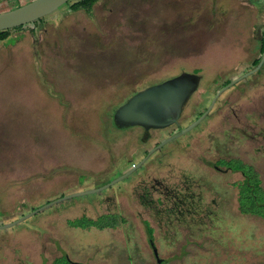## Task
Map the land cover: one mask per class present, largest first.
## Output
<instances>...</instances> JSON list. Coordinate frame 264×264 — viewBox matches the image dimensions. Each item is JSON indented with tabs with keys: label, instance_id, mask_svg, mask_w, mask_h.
Returning a JSON list of instances; mask_svg holds the SVG:
<instances>
[{
	"label": "rangeland",
	"instance_id": "374dc122",
	"mask_svg": "<svg viewBox=\"0 0 264 264\" xmlns=\"http://www.w3.org/2000/svg\"><path fill=\"white\" fill-rule=\"evenodd\" d=\"M30 1L0 0V13ZM77 2L91 4V10L73 11L67 2L0 41V226L64 196L100 188L112 178L103 128L108 114L131 94L182 73L197 86L193 71L202 78L200 91L213 79L232 81L253 69L256 38L264 33V0L71 4ZM245 89L256 103L249 96L233 98L243 122V115L253 119L264 114V62L262 70L222 95L236 96ZM107 132L110 137L123 131ZM185 138L166 144L152 159ZM109 148L121 151L118 143ZM193 163L194 153L185 152L151 175L167 178L179 175L180 168L187 176ZM258 166L264 174V157L258 158ZM208 174L205 167V185L214 183L221 192L211 197L205 191L204 197L194 198L204 208L181 213L182 224L179 214L130 211L129 199L118 197L125 209L123 226L114 215L106 217L105 225L115 223L118 229L88 230L87 219H99L106 210L89 204L131 177L0 230V264H52L62 247L71 248L81 264H264V220L241 215L236 195L228 191L226 180L238 177ZM262 183L264 187V177ZM79 219L85 226L74 230ZM144 220L153 228L151 239H146Z\"/></svg>",
	"mask_w": 264,
	"mask_h": 264
},
{
	"label": "flooded vegetation",
	"instance_id": "af4514ba",
	"mask_svg": "<svg viewBox=\"0 0 264 264\" xmlns=\"http://www.w3.org/2000/svg\"><path fill=\"white\" fill-rule=\"evenodd\" d=\"M198 74V71L191 73L193 76H198L199 84L197 86L194 83L192 84L193 91L186 98L179 117L174 124L164 129L148 131H145L141 127L119 128L123 131L121 134L111 135L110 137L105 136L106 141L109 138L104 149L105 151H109L108 155L106 154V160L107 166L110 169L108 171L112 172L110 174L112 178L100 186L108 184L132 168L137 167L147 154L162 141L178 134L205 114L216 93L226 85L220 88L218 85L225 82V80L218 82L217 79H213L206 87L204 85V89L200 91L199 85L202 78ZM238 92L236 96L233 95L235 94L234 92L224 96L220 94L204 119L184 134L186 138L183 141L175 144L168 153L163 152L158 160L152 159V155L159 151L162 152L163 150L161 149L166 144L161 146L159 150L151 154L144 163L126 178L130 179L132 177L126 185L103 197L99 195L92 204H89V207L97 209L105 205L106 210L105 212L102 211L105 214L101 216L113 218L114 215H119V219L121 220L120 226H123L124 219L122 213H124L125 209L121 203L117 202L118 197H123L127 200L129 199L128 210L132 208L137 213L157 210L165 214H179L182 218L178 222L182 224L184 220L183 214L194 211L201 212V208H204L199 200H194V198L204 197L205 191H208L211 197L221 192L214 183L215 186L212 183L211 186L205 185V167L208 170V175L213 178L215 176H217L216 178L219 176L229 178L237 176L236 180H226L229 188L228 191L230 193L233 192L236 198L238 195L237 184L245 179L244 172H248L249 176L253 179H259L261 188L264 190L262 183L264 174L258 166V158L262 159L264 157V114L256 113L253 119L249 115H243L245 119L243 122L235 110L234 102L236 100L233 98L249 96V94L245 93H249L250 90L245 89ZM249 97V102L255 104L256 102L253 101L251 96ZM251 113L254 114L255 112ZM258 121H261V126L258 125ZM116 143L121 145V151L118 153L115 152V149L110 150L109 148L110 146L112 148ZM185 152L188 154L194 153V163L191 164V168L188 167L190 169H188L189 173L187 176L179 168V175L170 173V176L167 178L160 177L156 179L152 177L151 173L154 169L167 165L170 159ZM99 173L104 172L100 171ZM205 186L208 190H205ZM147 227L153 230L150 224L144 220L143 229L145 232ZM89 229L107 231L118 228L105 227L98 229L90 227ZM74 230L79 229L74 228ZM145 235L146 239H148L147 234ZM127 243V247L130 248V240ZM65 249L63 247L60 248L58 251L60 252V256L54 257L52 264L55 260L59 259H66L71 264H81L79 260L81 257L76 256L77 254L71 248ZM151 253L157 260V254Z\"/></svg>",
	"mask_w": 264,
	"mask_h": 264
},
{
	"label": "water",
	"instance_id": "95a60500",
	"mask_svg": "<svg viewBox=\"0 0 264 264\" xmlns=\"http://www.w3.org/2000/svg\"><path fill=\"white\" fill-rule=\"evenodd\" d=\"M70 0H32L31 2L24 4L15 9L0 13V32L14 29L26 25L28 23L34 22L42 17H45L69 2ZM264 62V49L261 59L256 67H254L248 73L234 78L230 83L220 89L210 107L207 109L204 115H202L197 121L192 123L189 127L181 130L178 134L162 141L157 147L152 149L145 159L137 165V167L132 168L130 171L124 173L120 177L114 179L108 184L86 192L74 193L71 195L64 196L55 201H51L46 205L38 208L37 210L28 213L27 215L19 218L18 220L11 222L6 225L0 226V230H5L13 227L24 220L30 218L38 212H41L59 202L69 200L71 198H77L81 196H87L91 194H96L106 190L107 188L117 184L118 182L126 179L136 168H138L145 160L153 154L155 151L159 150L161 146L167 144L168 142L179 138L180 136L186 134L195 126H197L204 117L208 114L216 98L228 90L231 86L236 83L245 80L250 75L256 73L262 66ZM193 80L188 74H180L162 81L158 84L148 86L147 88L136 92L132 95L126 102L120 105L114 112V123L120 129L129 127H141L145 131L164 129L171 124H174L180 114L181 108L187 98V95L193 91Z\"/></svg>",
	"mask_w": 264,
	"mask_h": 264
},
{
	"label": "trees",
	"instance_id": "16d2710c",
	"mask_svg": "<svg viewBox=\"0 0 264 264\" xmlns=\"http://www.w3.org/2000/svg\"><path fill=\"white\" fill-rule=\"evenodd\" d=\"M73 1L74 0H71V1L68 2V6L73 11L80 10V9L81 10H91V4L84 5V4H81L80 2H77V3H74L72 5L71 3ZM94 1H97V0H93V2ZM12 7H14V6H12ZM12 9H15V8H12ZM18 28H20V27H18ZM18 28H14V29H10V30H6V31L0 32V41L5 40L8 32H10L12 30H15V29H18ZM256 40L258 41L259 48H258V52H257L256 56L251 60V64H252L253 68L259 63V61L261 59V55L263 53V49H264V33H262L259 37H257ZM260 70H262V67L260 68ZM230 81H231V79L230 80H225V82H223L222 84L218 85V87L221 88L224 85H227ZM147 87H145V88H147ZM145 88H142L141 90H143ZM138 91H140V90H138ZM138 91H136V92H138ZM136 92H134L128 98H126L125 101H127ZM116 108H114L112 110V112L110 114H108L109 120H107V122L104 124V128H103L104 139H105V136L108 135L107 129H109V131L112 128L119 129L116 126V124L114 123V119H113L114 118V112H115ZM244 174H245V179H243L241 182H239L237 184L238 195H237L236 201H237L238 211H239V213L241 215L255 217V218H259L261 220H264V190L261 188V182H260L259 179L251 178L249 176L248 172H244ZM106 217H109V216H101V217H99V219H96V220L87 219L88 220L87 223H89L87 225H88V227H94V228H98V229L105 228V227H107L105 225V224H107V222H105L107 220ZM76 221H77L78 225L77 226H72V227H80V228H82V226H85V224L83 222V219H79V220H76ZM110 222H108V223H110ZM109 227L110 228H114V227H116V225L114 223V224H112ZM146 234L149 237V239H151L152 238V234H153V230L151 228L147 227L146 228ZM62 260H55L53 262V264H71L66 259H64L63 261Z\"/></svg>",
	"mask_w": 264,
	"mask_h": 264
}]
</instances>
